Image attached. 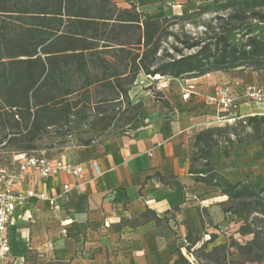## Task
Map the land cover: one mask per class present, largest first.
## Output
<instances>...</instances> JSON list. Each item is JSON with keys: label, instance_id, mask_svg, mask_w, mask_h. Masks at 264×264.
I'll return each instance as SVG.
<instances>
[{"label": "trees", "instance_id": "obj_1", "mask_svg": "<svg viewBox=\"0 0 264 264\" xmlns=\"http://www.w3.org/2000/svg\"><path fill=\"white\" fill-rule=\"evenodd\" d=\"M229 8L225 16L199 22L210 12L207 6L183 17L148 19L133 4L118 8L115 0H0V146L30 153L49 130L65 138L83 127L102 133L112 123L131 125L143 107L129 95L139 75L191 80L236 69L264 70V37L252 35L244 24L264 23V0H229L222 10ZM18 19L22 22L9 30L6 20ZM188 24L203 30L192 32ZM237 30L244 31L243 40L233 43ZM262 124L264 118H252L246 125L258 131ZM229 129L195 135L188 173L226 197L222 213L242 220L238 233L252 240L208 249L216 239L211 235L194 249L201 240L188 233L185 249L203 264H239L226 261L230 248L245 261L261 263L264 231L247 220L264 217V187L254 191L231 183L211 162L215 148L224 156L231 150L235 141L222 138ZM175 253L177 258L164 264H191L180 249Z\"/></svg>", "mask_w": 264, "mask_h": 264}, {"label": "crops", "instance_id": "obj_2", "mask_svg": "<svg viewBox=\"0 0 264 264\" xmlns=\"http://www.w3.org/2000/svg\"><path fill=\"white\" fill-rule=\"evenodd\" d=\"M163 1L169 2L151 3L160 5ZM170 1L184 2L173 16L195 12L200 4L199 0ZM123 3L126 8L133 4L143 13V2L141 7L134 0ZM220 74L226 77L219 79ZM213 77L186 81L195 86V92L204 93L210 85L225 82L228 75L215 73ZM164 79L178 82V104L166 97L172 107L168 118H153L150 129L136 140L93 141L82 147L78 160L62 158L82 166L81 179L56 172L45 179L27 178L21 184L20 188L30 187L52 197L62 194L64 185L71 191L57 210L38 202L14 215L6 232L13 256H26L29 262H35L37 254L44 253L46 264H164L175 260V251L180 249L191 263L182 248L186 235L181 220L200 207L205 209L202 224L209 229L220 220L218 204L226 201L220 193L218 202L211 201L204 193L214 188L194 182L188 173L195 135L217 127L206 126L213 120V110L205 114L193 110L196 100H183L182 80ZM231 127L238 126L221 128ZM208 211H214L216 218L207 217ZM44 217L48 218L47 231L39 229ZM200 230L197 225L198 235ZM24 231L30 238L19 241ZM220 239L216 236L215 242L220 243Z\"/></svg>", "mask_w": 264, "mask_h": 264}, {"label": "rangeland", "instance_id": "obj_3", "mask_svg": "<svg viewBox=\"0 0 264 264\" xmlns=\"http://www.w3.org/2000/svg\"><path fill=\"white\" fill-rule=\"evenodd\" d=\"M141 7V3L144 5L142 8L143 15H146V18L149 19H161L163 17H172L173 12H180V5H183L184 2H169L163 1L160 5L152 4V0H134ZM200 4L198 7L209 8V13L204 14L199 17V22L208 20L214 15H226V12H229L231 8L223 11L222 6H224L229 0H199ZM238 2L240 0H237ZM115 3L118 8H126L122 0H115ZM217 12V13H214ZM249 15V11L246 13ZM189 14L177 15L179 17L187 16ZM22 22L21 19L18 20H6V26L9 30L16 29L17 25ZM198 22V23H199ZM245 25L248 26L251 30L252 35H258L264 37V23L259 22L257 19L247 20ZM187 29L192 32H202L203 28L201 26H193L192 24L187 25ZM244 33L237 30L232 34L233 37L230 40L233 43H239L243 39L241 35ZM228 77L224 81H231L237 83L238 87H243L248 84H255L257 82L264 81V70L259 72H251L248 70H232L227 72ZM219 79L226 77L224 75H217ZM216 78V77H215ZM178 82L173 80H168L164 78L155 79L154 77H145L139 75L134 83V86L131 88L129 95L133 103L141 102L143 104L142 109L140 110L139 115L136 120L128 126L121 127L118 123H112L111 126L104 132H86V129L80 128L78 131H74L72 136L60 138L55 135L54 130H49L39 141L36 143V150L31 153L39 154L43 153L48 159H62V158H72L78 160L82 155L81 150V140L87 138H92L94 142L102 141L104 139L109 140H136L142 136L153 125L152 119L155 117L159 118H168L171 112V103L169 100H175V104H178L179 100L177 97L178 91ZM170 96V97H169ZM169 99H167V98ZM177 97V98H176ZM168 103V105L165 104ZM174 104V103H172ZM225 136L230 137L235 142L232 144L231 150L227 156H224L222 148H215L212 152L211 162L212 165L220 171L224 177L231 183L239 182L241 186H246L254 191H258L260 188L264 187V124L261 125L258 131L254 130L251 126L242 125L236 127H231L226 135H222V138ZM15 151L8 149L4 146H0V161L7 162L12 159V155ZM207 196H210L211 201L218 202L216 200L220 199L219 193L213 189L206 193ZM220 209L223 206V203L218 204ZM195 209H193L194 211ZM205 209H200L197 207V211L193 213H188L185 219L181 220L182 225H185L184 233L187 235L190 233L192 238H200L201 242L195 246L194 249L200 247L202 242L210 240L211 235H216L220 239V243L215 241L208 245L210 249L214 245H229L231 241L237 242L241 245L249 244L252 240V235L241 236L238 231L243 221L235 218L234 216L227 214L223 215L220 210V220L214 221V225L211 224L209 229H206L202 224V212ZM217 212V211H216ZM207 217L213 219L216 218L217 214L214 211H208L206 214ZM193 217V218H192ZM166 219V218H164ZM43 223H39V229L47 231L48 218L44 217L40 220ZM248 224L252 225L256 229H261L264 231V217L259 215H252L247 220ZM36 224V223H35ZM33 225V224H29ZM199 226L200 234L196 233V226ZM31 229V228H30ZM38 229V230H39ZM169 230L172 235H176L174 229L169 227ZM27 231H24V236L19 238V241L26 240L30 238V235L26 234ZM186 243H183L182 248L185 250V255L188 256L192 264H203L202 261L196 262L192 256H189L186 251ZM230 254L227 257V262L236 261L239 264H264V261L261 263H251L245 261L244 258H240L234 248L228 249ZM88 259L91 257L88 256Z\"/></svg>", "mask_w": 264, "mask_h": 264}, {"label": "built area", "instance_id": "obj_4", "mask_svg": "<svg viewBox=\"0 0 264 264\" xmlns=\"http://www.w3.org/2000/svg\"><path fill=\"white\" fill-rule=\"evenodd\" d=\"M213 75L215 73H207L199 79L212 80ZM182 83L185 85L183 100H196L193 110L200 109L205 114L213 110V120L207 122V128L246 125L249 119L264 118V81L243 87L225 81L210 85L204 93L195 92V86L188 84L186 80H182ZM244 108L248 112H243ZM93 167L99 175L95 164ZM56 172L81 179L83 168L70 160L48 159L43 153H14L10 161H0V263L46 264L44 253H38L35 262H29L26 256H13L6 232L14 215L28 205L42 202L53 210L59 209V202L71 191L69 185H64L62 194L56 197L30 187L20 188L27 178L45 179Z\"/></svg>", "mask_w": 264, "mask_h": 264}, {"label": "bare ground", "instance_id": "obj_5", "mask_svg": "<svg viewBox=\"0 0 264 264\" xmlns=\"http://www.w3.org/2000/svg\"><path fill=\"white\" fill-rule=\"evenodd\" d=\"M154 78L157 79V78H159V76H155Z\"/></svg>", "mask_w": 264, "mask_h": 264}]
</instances>
